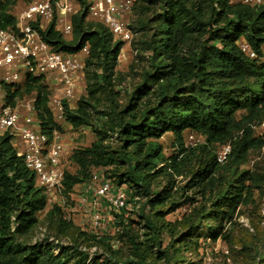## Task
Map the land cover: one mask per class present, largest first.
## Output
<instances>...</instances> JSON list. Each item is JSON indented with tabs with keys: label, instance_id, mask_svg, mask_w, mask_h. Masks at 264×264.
<instances>
[{
	"label": "trees",
	"instance_id": "1",
	"mask_svg": "<svg viewBox=\"0 0 264 264\" xmlns=\"http://www.w3.org/2000/svg\"><path fill=\"white\" fill-rule=\"evenodd\" d=\"M28 2L1 0L0 29L16 32L14 8ZM75 2L77 11L67 19L72 29L68 38L61 33L55 15L43 28L37 21L31 22L55 52L75 55L84 46L88 49L83 87L72 106L65 105L63 125L53 120L47 107L48 91L40 78L28 77L21 84L2 88L11 106L24 95H35L39 129L46 135L53 130L63 134L65 126L89 127L94 134L96 140L89 147L71 151L68 159L76 169L69 173L63 168L62 195L68 197L77 185L89 182L93 168H111L102 176L116 186L127 185L129 199L124 210L128 203L136 206L143 199L138 217L150 231L146 241L160 247L156 240L159 230H171L156 223L179 207L174 201L175 180L189 174L192 187L198 188L199 198L207 200L209 207L202 204L196 208L195 220L187 217L186 229L178 240L189 243L197 237L203 219L231 223L235 209L256 188L251 173L238 167L249 148L264 146V130L260 139L251 138L252 123L264 121V63L249 59L238 48L239 42H245L260 53L264 7L251 8L241 0H133L142 35L140 52L145 54L147 65L140 81L129 89L126 75L115 73L124 43L88 18L84 0ZM122 92H127L124 103L119 100ZM186 131L199 135L205 144L185 147ZM109 133L118 140L115 148L104 145ZM163 134L174 137L172 154L167 157L158 141ZM11 140L9 134L0 133V264H85L89 249L96 243H105L106 253H91L90 264H153L143 254L152 246L130 236L131 255L118 258V246L112 247L114 236L79 230L56 203L44 211L46 224L61 235L76 231L87 250L78 243L59 244L55 253L48 242L24 241L22 237L37 225V214L48 203ZM214 144L230 146L223 163H217L209 149ZM193 160L199 161L200 168L190 173ZM159 177L165 179V185L152 188ZM122 213L111 215L121 231H126ZM215 235L210 234L212 238ZM156 255L167 262L175 260L166 250H157Z\"/></svg>",
	"mask_w": 264,
	"mask_h": 264
},
{
	"label": "built area",
	"instance_id": "2",
	"mask_svg": "<svg viewBox=\"0 0 264 264\" xmlns=\"http://www.w3.org/2000/svg\"><path fill=\"white\" fill-rule=\"evenodd\" d=\"M84 2L90 20L103 25L124 44L131 41L133 35L128 26L133 0ZM241 2L251 8L264 7V0ZM75 5V0H29L16 14V32L0 29V133L11 136L14 149L24 167L33 174L36 186L44 190L48 204L56 203L65 209V218L69 221L73 217L79 218L81 230L103 235L108 223L113 220L111 214L122 213L125 209L129 199L128 190L95 174L90 182L76 186L80 195L73 207L66 208L63 201L61 204L63 163L66 159L63 134L57 130L49 135L41 132L33 93L11 106L6 103L2 89L4 86L21 84L28 77L40 78L48 91L47 107L53 120L63 125L65 105L71 107L83 87L84 61L79 55L87 56L88 49L84 46L75 55L55 52L40 38L31 22L37 21L38 27L43 28L55 15L61 33L69 37L72 29L67 19L77 11ZM238 48L249 59H259L264 63V44L259 54L245 42H239ZM197 143L196 134L193 133L185 147ZM229 152V144L220 146L215 153L217 163H223Z\"/></svg>",
	"mask_w": 264,
	"mask_h": 264
},
{
	"label": "rangeland",
	"instance_id": "3",
	"mask_svg": "<svg viewBox=\"0 0 264 264\" xmlns=\"http://www.w3.org/2000/svg\"><path fill=\"white\" fill-rule=\"evenodd\" d=\"M239 2L240 0H232ZM22 3L14 8V14L23 7ZM138 15L135 9H132V14L129 19V28L132 32V39L129 43H125L120 50L115 66V73L119 75H126V82L129 84V89L140 81V74L146 68L147 60L142 52H140L141 45L139 41L142 38L140 32H138ZM68 38V37H67ZM84 61L85 55H79ZM128 89V91H130ZM25 96V95H24ZM23 96V98H24ZM23 98L18 99L15 103L22 102ZM106 96L103 95V105L107 103ZM127 99V92L119 98L121 103H124ZM239 116V115H238ZM264 130V124L262 122H254L251 126L252 135L251 138L262 134ZM193 134L190 131H186L183 134L184 144L188 143L189 136ZM63 137L66 147V156L63 166L69 173H74L76 167L68 159L71 151L76 148L89 147L96 139L89 127H81L78 129H71L67 126L63 129ZM198 140L197 146L205 144L204 139L196 135ZM159 143L162 145V155L165 157L172 154L171 145L174 141V137L171 134H163L159 139ZM104 145L107 147L115 148L118 145V140L114 134H108L104 140ZM218 144L209 145L210 151L214 154L219 148ZM244 163L241 164L239 170H247L255 179L256 188L252 189L245 202L239 205L234 212V217L231 223H213L208 219H203L199 224V230L196 232L197 237L193 238L191 242L185 243L183 240H178L179 235L183 234L186 229V220L192 218L195 220L194 211L202 204H206L205 207H209L208 201L200 199L198 196L199 190L196 187H192L190 175L185 177H178L175 180V186L173 192H176L174 201L179 203L173 212L166 214L160 219L156 225H162L171 230V233L165 228L159 230V234L156 240L159 241L160 247L154 243H149L146 240L149 239L148 231L144 228L143 221L139 219L138 213H140L143 205V199L138 200V204L134 206L132 203H128V208L123 213V220L127 223V229L121 231V226H117L114 220L108 223L107 230L104 231L105 235L109 237H115L112 247L118 246L119 256L118 258H125L131 255V244L129 237L133 236L136 242H145V244L152 246L150 249L143 250L147 261L153 262V264H173L175 261L178 264H264V146L253 145L248 149L245 156L242 158ZM200 168L199 161L193 160L188 167V170L195 172ZM111 168H93L91 174H100L104 171H110ZM90 182V181H89ZM114 184V183H113ZM115 185V184H114ZM165 185V179L159 177L152 188L160 189ZM116 186V185H115ZM121 187L127 189L126 184H121ZM80 195V191L77 188L72 191V195L65 197L62 195L60 203L66 206V208L73 207L77 203V198ZM207 197V195L205 196ZM195 199V201L185 199ZM168 205L166 203L163 207ZM52 205L46 204L45 210L37 214V225L23 238L24 241L29 243L40 242L42 244L49 243L50 247L55 253H58L59 244L62 246H70L72 243H78L79 246L85 250L84 243H81L82 238L76 236V231L72 230L68 234H57L54 227H48L44 220V211L49 209ZM65 211V209H64ZM65 212L64 215H66ZM122 220V221H123ZM73 225L78 228L79 218L73 217L70 220ZM139 221V222H138ZM209 226L214 228H209ZM213 230V231H212ZM84 231V230H83ZM89 233V230H85ZM118 231V232H117ZM216 233L215 237H211V233ZM154 245H156L154 247ZM85 248V249H84ZM87 250V249H86ZM157 250H166L168 255H172L175 260L167 262L166 259H158L156 255ZM89 259L92 254L106 253L105 243H96L95 246L89 249ZM92 253V254H91ZM97 264V263H95Z\"/></svg>",
	"mask_w": 264,
	"mask_h": 264
},
{
	"label": "crops",
	"instance_id": "4",
	"mask_svg": "<svg viewBox=\"0 0 264 264\" xmlns=\"http://www.w3.org/2000/svg\"><path fill=\"white\" fill-rule=\"evenodd\" d=\"M12 145L14 144V143H11ZM65 154H67L66 152H65ZM66 158H67V156H66Z\"/></svg>",
	"mask_w": 264,
	"mask_h": 264
}]
</instances>
